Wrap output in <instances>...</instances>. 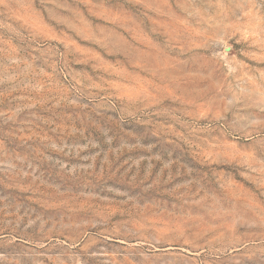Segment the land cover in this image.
Masks as SVG:
<instances>
[{
    "label": "rangeland",
    "instance_id": "1",
    "mask_svg": "<svg viewBox=\"0 0 264 264\" xmlns=\"http://www.w3.org/2000/svg\"><path fill=\"white\" fill-rule=\"evenodd\" d=\"M0 264H264V0H0Z\"/></svg>",
    "mask_w": 264,
    "mask_h": 264
}]
</instances>
